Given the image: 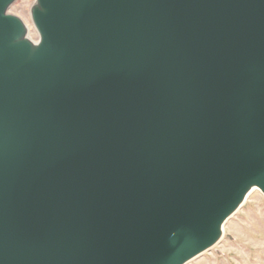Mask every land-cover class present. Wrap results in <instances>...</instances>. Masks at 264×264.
<instances>
[{"label": "water", "instance_id": "obj_1", "mask_svg": "<svg viewBox=\"0 0 264 264\" xmlns=\"http://www.w3.org/2000/svg\"><path fill=\"white\" fill-rule=\"evenodd\" d=\"M0 0V264H184L264 194V0Z\"/></svg>", "mask_w": 264, "mask_h": 264}, {"label": "rangeland", "instance_id": "obj_2", "mask_svg": "<svg viewBox=\"0 0 264 264\" xmlns=\"http://www.w3.org/2000/svg\"><path fill=\"white\" fill-rule=\"evenodd\" d=\"M37 0H13L6 13L24 27L22 39L37 45L39 32L32 19ZM184 264H264V194L253 190L223 224L222 236Z\"/></svg>", "mask_w": 264, "mask_h": 264}, {"label": "bare ground", "instance_id": "obj_3", "mask_svg": "<svg viewBox=\"0 0 264 264\" xmlns=\"http://www.w3.org/2000/svg\"><path fill=\"white\" fill-rule=\"evenodd\" d=\"M253 190H259L258 188H256L255 186H250L248 188V190L246 191L242 201H241V204L245 201V199L247 198V196L250 194L251 191ZM222 233H223V226H220V231H219V235L217 237V240L222 236Z\"/></svg>", "mask_w": 264, "mask_h": 264}]
</instances>
